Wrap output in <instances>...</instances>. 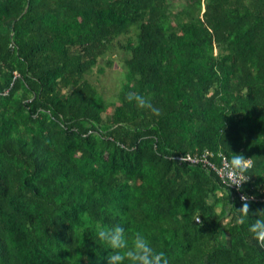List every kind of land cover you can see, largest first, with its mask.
<instances>
[{"label": "trees", "instance_id": "16d2710c", "mask_svg": "<svg viewBox=\"0 0 264 264\" xmlns=\"http://www.w3.org/2000/svg\"><path fill=\"white\" fill-rule=\"evenodd\" d=\"M173 5L0 0V264H106L97 223L147 235L169 264H264L248 230L264 217V0ZM134 29L107 102L86 75ZM206 150L250 158V179L179 159Z\"/></svg>", "mask_w": 264, "mask_h": 264}, {"label": "clouds", "instance_id": "9594fccd", "mask_svg": "<svg viewBox=\"0 0 264 264\" xmlns=\"http://www.w3.org/2000/svg\"><path fill=\"white\" fill-rule=\"evenodd\" d=\"M126 99L134 101L139 108H149L153 113H159V109L151 104V101L144 95L135 92H126ZM246 158L237 153L233 155L225 168L237 173L246 171ZM241 209L248 210L245 203ZM96 237L105 248H110L107 254L106 264H169L168 258L163 251H159L150 238L140 232L131 236L127 235L122 224L97 223L93 226ZM248 230L259 241H264V217L259 215L249 223ZM91 264V261H90Z\"/></svg>", "mask_w": 264, "mask_h": 264}, {"label": "rangeland", "instance_id": "374dc122", "mask_svg": "<svg viewBox=\"0 0 264 264\" xmlns=\"http://www.w3.org/2000/svg\"><path fill=\"white\" fill-rule=\"evenodd\" d=\"M173 10L181 6L184 0H172ZM136 42V30L114 39L104 56V60L96 64L86 77L93 82L104 95L107 102L117 100L121 85L125 79L127 67L125 58Z\"/></svg>", "mask_w": 264, "mask_h": 264}, {"label": "built area", "instance_id": "2783aa9c", "mask_svg": "<svg viewBox=\"0 0 264 264\" xmlns=\"http://www.w3.org/2000/svg\"><path fill=\"white\" fill-rule=\"evenodd\" d=\"M6 92H8V90H6ZM213 156H214L213 152L206 150L201 156L186 155V156H179V159L189 160L193 163L202 162L204 166L213 169L217 173L222 183L238 190H240L243 184L250 179V177L245 172L237 173L235 171L225 168V165L229 162L227 156L220 153V156L222 158L220 165H216L210 159V157ZM251 165H252V160L249 158L246 160V168L250 167ZM240 195L242 199L245 200L248 199V197L243 192H241Z\"/></svg>", "mask_w": 264, "mask_h": 264}]
</instances>
